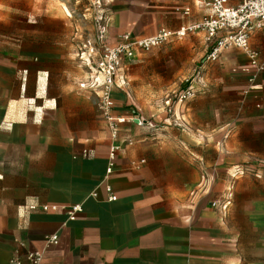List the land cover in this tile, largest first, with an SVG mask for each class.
I'll return each instance as SVG.
<instances>
[{"label": "crops", "instance_id": "obj_1", "mask_svg": "<svg viewBox=\"0 0 264 264\" xmlns=\"http://www.w3.org/2000/svg\"><path fill=\"white\" fill-rule=\"evenodd\" d=\"M150 1L154 3L150 16L135 14L133 9L120 20V34L112 36L109 28L108 46L117 44L123 33L139 37L154 34L145 31L147 21L155 30H176L208 14L195 0ZM239 2L227 0L231 7ZM185 7L191 11L188 17L173 12ZM189 35L203 37L210 52L214 40L206 41L203 33ZM250 44L264 64V36L255 31ZM66 45L62 42L60 52L44 55L52 63L66 65L60 70L46 68L37 55L19 57L33 66L31 94L26 95L27 83H19V96L14 106L6 105L0 126L6 122L27 124L24 137L36 146L37 163L35 170L15 174L12 181L0 170V264H9L14 258L29 264L26 256L32 252L42 254L41 264H264V70L250 83L253 69L238 49L223 51L216 62H205L208 94L197 99L213 102L212 129L220 121L224 125L217 128L215 159L201 164L192 143L189 148L150 147L142 143L148 138H133L137 124L132 117L142 118L133 109L126 114L116 96L128 85L127 69L139 63L137 54L132 63L123 65L122 80L113 91L115 115L127 118L119 127L117 140L105 139L83 150L80 141L94 139L96 132L90 126L79 127L80 123H90L91 111L86 109V100L80 99L78 85L83 71L67 48L64 50ZM241 69L248 75H230ZM20 73L24 77L28 71ZM211 90L220 93L223 102L214 104L217 97ZM70 93L77 100L68 103ZM21 106L25 108L18 112L20 120L11 121L15 117L10 109ZM229 106L238 107L241 114L236 137L225 145L220 141L228 139L234 124L215 108ZM181 133L183 139L196 138L192 133ZM113 144H118L119 150L111 174L106 175ZM141 161L144 163L137 169L132 167ZM246 162H252L248 167L254 175L231 180V169H245ZM203 171L200 186L206 189L196 191ZM106 187L115 201H107ZM213 202L218 206L212 207ZM224 203L228 204L222 210L219 204ZM79 204L81 213L69 221L66 208ZM33 206L36 209L30 210ZM42 206L58 210L45 212ZM53 235L57 244H47L45 239Z\"/></svg>", "mask_w": 264, "mask_h": 264}, {"label": "rangeland", "instance_id": "obj_2", "mask_svg": "<svg viewBox=\"0 0 264 264\" xmlns=\"http://www.w3.org/2000/svg\"><path fill=\"white\" fill-rule=\"evenodd\" d=\"M152 4L154 3L150 0H0V121L7 110L6 105L14 106L13 102L18 98L19 83H27L26 95L31 94L33 66L30 62L20 60L21 55H37L40 57L38 62L47 66L46 68L60 70L66 65L61 62L52 63L44 55L51 51L60 52L62 48L59 45L64 42L67 44L64 50L67 48L73 58L72 61L83 71L84 82L88 74L86 68L80 64L78 56L84 50L83 45L86 42H95L96 21L101 19L107 29L110 28L112 36H116L123 30L120 20L124 19L129 11L131 13L134 9L135 14L150 16L153 12ZM146 24V32L155 33L160 30V28L155 30L148 21ZM208 45L201 36L187 35L181 40L171 39L157 48L138 53L139 63L127 69L128 85L124 92L119 91L116 96L117 104L127 111L126 114H131L133 109L144 121L143 126L134 127L132 130L133 138L139 140L148 138L149 140L142 143H149L150 147L189 148L192 143L198 151L199 163L215 159L219 142L217 128L223 126L224 121L215 124L212 129L209 122L215 118L211 112L213 102L197 99L198 95L208 94L206 69L204 70ZM23 69H27L28 73L21 77L20 72ZM233 74L246 73L241 69L230 72V75ZM47 80L48 76L46 85ZM186 88L192 90L193 97L180 102L179 96L187 90ZM81 90L80 99L86 100L89 107L86 109L91 111V117L87 118L90 123L84 125L80 123L79 127L90 126L96 132L94 139L80 141L81 148L88 150L105 139L111 141V137L102 115L98 118L101 113L99 114L96 91ZM181 90L183 91L180 93ZM210 94L217 97L214 104L223 102L220 93L211 90ZM230 98L233 100L234 97ZM76 100L77 97L70 93L66 101L69 103ZM31 104L35 105V101ZM24 108L21 106L10 109L16 118H11V121H19L18 112L20 110L23 112ZM26 109H30L29 106ZM215 111H218L223 119H228V122L232 121L234 124V131L228 139L220 141L221 144H229L233 135L235 137L237 135V118L241 111L234 106L215 108ZM27 128V124L22 125L18 122L17 125L6 122L0 126V170L10 177L8 178L10 181L15 174L20 175L22 172L29 174L36 169V146L25 140ZM181 132L192 133L196 138L183 139L180 136ZM244 164L248 171L247 175H254L253 168L248 167L253 166L252 162ZM204 175V171L200 173L199 186L196 187L198 189L194 190L206 189L204 185L200 186Z\"/></svg>", "mask_w": 264, "mask_h": 264}, {"label": "built area", "instance_id": "obj_3", "mask_svg": "<svg viewBox=\"0 0 264 264\" xmlns=\"http://www.w3.org/2000/svg\"><path fill=\"white\" fill-rule=\"evenodd\" d=\"M196 5L207 9L208 14L200 21L185 24L176 30L160 29L153 35L146 37H135L131 34L119 36L118 43L114 46L106 44L108 29L101 21H96L97 36L94 43L86 42L83 45V51L78 56V60L87 70V80L79 84L81 89L96 91L98 96L99 111L107 123L109 134L112 141L118 138L120 125L125 124L127 118L115 115V102L113 91L117 81L122 80L121 70L126 63H132L138 53L147 52L157 48L171 39H182L189 34L203 33L206 41L214 40L210 52L206 56V61L216 62L220 54L229 49H238L242 51L248 59L249 68L254 73L249 80L253 82L255 74L264 70V64L259 61L258 52L252 49L250 39L255 31L264 36V0H240L239 4L231 7L227 0H195ZM177 14L182 17H188L191 13L190 8L175 9ZM221 35V36H219ZM187 89V88H186ZM193 97L191 89L183 91L179 96V101L189 100ZM129 120V119H128ZM131 120V119H130ZM137 126H143L144 121L137 117H132ZM119 145L113 144L109 147L108 163L106 175L111 174L114 166L116 152ZM84 157L87 153L84 152ZM144 162L133 163L132 167L137 169ZM247 168L235 167L231 169L229 176L231 180L247 174ZM108 193L107 201L116 200L109 187H106ZM93 197L96 196L92 193ZM228 203L219 204L222 210H225ZM212 207H217L216 202L211 203ZM35 210L36 207H30ZM42 211L58 210L55 206H42ZM81 205H74L66 208V214L69 221H73L81 213ZM58 238L53 235L45 239L47 244H57ZM29 264H41L42 254L38 252L29 253L26 256ZM9 264H23L21 259L14 258Z\"/></svg>", "mask_w": 264, "mask_h": 264}]
</instances>
